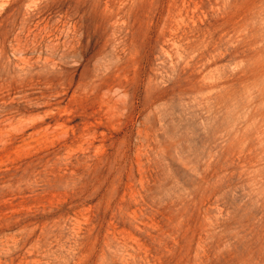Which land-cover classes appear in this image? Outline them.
I'll return each mask as SVG.
<instances>
[{
    "label": "rangeland",
    "instance_id": "obj_1",
    "mask_svg": "<svg viewBox=\"0 0 264 264\" xmlns=\"http://www.w3.org/2000/svg\"><path fill=\"white\" fill-rule=\"evenodd\" d=\"M0 264H264V0H0Z\"/></svg>",
    "mask_w": 264,
    "mask_h": 264
}]
</instances>
